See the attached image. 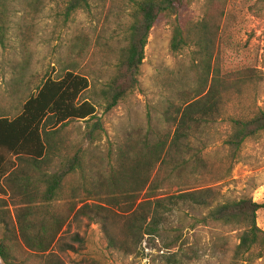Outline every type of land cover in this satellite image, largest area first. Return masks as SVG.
I'll return each instance as SVG.
<instances>
[{
    "label": "rangeland",
    "instance_id": "374dc122",
    "mask_svg": "<svg viewBox=\"0 0 264 264\" xmlns=\"http://www.w3.org/2000/svg\"><path fill=\"white\" fill-rule=\"evenodd\" d=\"M138 1L88 0L87 7L68 16V0H0L3 21L0 116L13 118L47 78L57 79L71 70L87 78L90 86L80 100L92 102L101 121V129L94 132L92 143L87 141L88 128L83 122H69L60 127L56 145L50 146L45 165L41 166L42 171L54 173L65 151L74 152L79 146L85 164L90 162L91 156L96 157L93 165L85 168V180H81L78 173L70 180L71 203L75 209L86 204L85 214L79 213L77 219L69 215L58 234L56 228L50 231L55 239L48 252L39 256L42 264H52L54 260L62 264H167L161 256L167 252L163 247L175 240L176 247L168 253H174L178 246L193 251L190 260L183 259L181 264H230L237 244L235 232L212 225L191 227L192 218L200 217L205 211L177 207L170 227L178 229V233L167 232L162 239L147 236L141 239L127 231L128 215L104 196L113 189L106 184L110 164L117 169L119 158L126 156L130 142L136 146V141H146L151 147L163 143L165 152L175 132L178 109L203 85L202 68L199 63L196 65L193 50L170 51L172 25L170 20H163L148 35L136 88L111 110H105L107 93L117 78L120 53L128 45L131 13ZM190 11L194 21L218 15L221 43L217 50L222 70L254 69L259 80L253 103L264 108V0H191ZM251 102L244 99L238 104L232 99L223 106L220 116L206 117L202 121L192 148L201 153L207 168L223 154L221 142L227 132L229 115L236 113L239 105L247 109ZM182 156L185 155H178L176 162L181 161ZM241 157L224 180L212 184L209 177L200 178L196 186L217 187L222 200L249 197L253 202L263 203L264 133L258 140L244 145ZM28 167L19 165L9 183L5 182L7 195H0V222L5 223L0 224V237L7 228L11 243L18 250H24L20 224L25 205L27 202L37 204V197L27 199L17 189L24 174L36 176ZM80 184L89 188L80 189ZM116 189H113L114 195L120 186ZM172 189L170 194L177 188ZM42 191L43 187L38 188L39 193ZM59 206L56 202L50 209L59 213ZM95 206L99 207L96 210L100 218L90 221L89 211ZM63 210L67 213L68 206ZM102 219L113 240V249L108 248L99 223ZM256 223L264 231V210L257 213ZM243 264H264V252L260 259Z\"/></svg>",
    "mask_w": 264,
    "mask_h": 264
},
{
    "label": "trees",
    "instance_id": "16d2710c",
    "mask_svg": "<svg viewBox=\"0 0 264 264\" xmlns=\"http://www.w3.org/2000/svg\"><path fill=\"white\" fill-rule=\"evenodd\" d=\"M190 2L140 0L131 13L128 45L120 53L117 78L107 93L105 110H111L136 88L148 35L163 20H170L172 25L170 51L178 53L192 49L193 59L196 65H201V77L204 79L194 96L178 109L175 132L165 152L163 143L151 147L146 141H136L137 147L142 143L136 149L134 142H130L126 156L119 158L117 169L110 164V174L106 178L108 187L116 191L120 186V190L114 195L113 189H109L104 196L128 215L127 231L131 236L141 239L145 236L162 239L167 232L178 233V229L170 227L177 207L205 211L200 217L192 218L191 227L212 225L235 232L237 244L232 250L230 264L249 263L260 259L264 252V231L256 223L257 213L264 210V202H253L249 197L222 200L217 187H197L196 182L208 177L212 184L224 180L232 167L241 161L244 145L263 135L264 108L253 103L259 79L256 71L249 67L222 70L217 50L221 43L218 41V15L203 16L199 21H194L190 18ZM87 6L88 0H68L66 15ZM2 27L0 15V29ZM89 86L85 76L66 71L60 78H47L23 103L19 114L13 118L0 116V195H7L5 182L9 183L13 171L19 165H24L29 166L36 176L24 174L17 189L27 199L37 197V204L27 202L25 205L23 223L20 224V240L24 250L16 249L11 243L7 228L0 237L2 264H42L39 256L48 252L55 239V234H50V231L56 228L58 234L69 215L77 219L79 213L85 214L86 204L75 209L71 203L73 191L70 180L77 173L81 180H85V168L88 164L92 166L96 157L91 156L90 162L85 164L82 147L79 146L74 152L65 151L60 167L54 173L41 169L50 146L56 145L60 127L69 122H83L88 128L86 136L89 143L95 138L94 132L101 129L96 106L89 100H80ZM232 99H236L238 104L244 99L252 102L247 109L239 105L237 112L229 115L227 132L221 142L223 154L214 159L209 169L201 153L193 150L192 141L197 140L196 130L202 126V121L206 117L220 116L223 106ZM182 153L185 156L176 162ZM40 187L44 191L39 193ZM87 187L86 184H80L78 188ZM174 187L177 189L170 194ZM56 202L60 203L59 213L50 209ZM128 202L132 204L128 206ZM67 206L66 213L63 209ZM98 208L95 206L89 211L90 221L100 218L96 210ZM99 223L108 248L113 249L107 225L103 219ZM74 236L78 241L77 235ZM176 244L177 240L163 247L167 252L161 256L167 264H181L183 259L190 260L193 254V251L183 246H178L174 253H168ZM52 264L62 263L54 260Z\"/></svg>",
    "mask_w": 264,
    "mask_h": 264
}]
</instances>
